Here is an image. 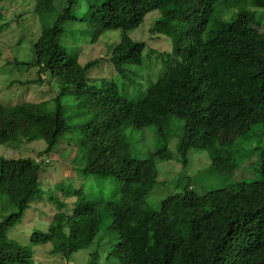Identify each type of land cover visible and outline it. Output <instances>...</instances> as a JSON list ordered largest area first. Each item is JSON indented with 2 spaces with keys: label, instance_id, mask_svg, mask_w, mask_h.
I'll use <instances>...</instances> for the list:
<instances>
[{
  "label": "trees",
  "instance_id": "16d2710c",
  "mask_svg": "<svg viewBox=\"0 0 264 264\" xmlns=\"http://www.w3.org/2000/svg\"><path fill=\"white\" fill-rule=\"evenodd\" d=\"M59 1L35 0V11L44 16ZM85 1L95 23L91 42L119 30L118 43L108 47L106 58L81 66L77 55L60 45L66 25L78 21L74 13L80 5V0H65L39 32L32 61L14 62L37 68L38 79L31 83L42 80L43 73L59 77L69 71L73 79L54 99L52 111L45 102L0 103V144L42 140L48 152L76 132L84 153L82 174L100 181L109 177L113 188L105 195L101 184L96 197L82 187L59 186L58 211L30 242H51L49 255L64 258L67 245L74 251L93 247L90 264H100L104 240H114L107 259L116 264H264V147L259 179L225 183L202 194L189 182L161 200L157 210L145 203L158 184L157 161L174 159L185 167L190 150L206 151L209 166L203 173L211 179L243 165L241 145L264 135V35L253 16L242 11L230 20L212 18L217 0ZM251 3L264 8V0ZM153 10L160 15L150 35L170 43L169 51L151 49L147 55L157 80L149 79L137 97L129 98L113 80L88 78L89 69L106 61L123 81L133 83L137 74L129 68L142 64L146 43L128 33ZM61 95L73 97L82 123H65L71 106L61 104ZM172 117L183 122L174 152L161 147L147 159L131 155L127 129L163 132ZM226 127L232 136L214 132ZM42 172L41 161L0 158V198L17 208L0 221V264H35L29 249L8 247L3 238L39 193ZM52 197L45 201L53 207Z\"/></svg>",
  "mask_w": 264,
  "mask_h": 264
},
{
  "label": "rangeland",
  "instance_id": "374dc122",
  "mask_svg": "<svg viewBox=\"0 0 264 264\" xmlns=\"http://www.w3.org/2000/svg\"><path fill=\"white\" fill-rule=\"evenodd\" d=\"M65 5V0H60L53 11L40 16L35 11V0H0V10L3 18L0 21V103L3 105H16L22 103L45 102L47 109L55 108L54 99L63 93L73 79L72 72H66L62 76L43 73L38 83H31L38 79L37 68L16 64V62H29L34 57L33 46L39 32L51 24L58 9ZM212 18L230 20L237 13L245 11L255 19V26L264 35V8L252 5L251 0H217L213 5ZM74 15L78 19L75 23L66 25V31L61 36L60 45L68 53L77 55L78 63L83 66L89 61L107 57L108 47L119 41L121 32L110 31L104 33L95 43L91 42V32L95 23L91 20V13L85 0H80ZM159 11L153 10L146 14L143 22L136 29L130 31L129 37L133 41H143L146 48L143 52V62L139 66H131L137 74L133 83L123 81L114 68L106 61L99 62L95 67L87 71L88 78H105L113 80L119 93L123 96L134 98L144 89V85L151 79L155 82L158 78L151 60L147 59L149 51L159 53L169 51V39L165 36L153 37L149 30L159 18ZM73 25V26H71ZM211 25V23H210ZM160 69V68H159ZM61 104L70 105L71 109L63 116L67 125L75 126L84 120L77 116L79 110L73 105L75 100L71 95H61ZM242 108L247 110L246 107ZM245 112V111H243ZM237 120V119H236ZM241 126L236 121V126ZM183 122L172 117L163 132L154 127L143 130L127 129L125 134L130 145L131 155L147 159L154 151L166 147L174 152L178 144ZM214 132L222 137L232 136V132L225 129H214ZM77 133L73 132L60 140L57 146L46 151V144L42 140L32 142H11L0 144V158L25 159L30 158L42 162L43 172L40 177V191L29 204L28 208L19 218L18 222L11 227L3 244L13 248H26L32 253L35 264H90V252L92 248L74 251L70 245L66 246L67 256L49 255L52 243L32 244L30 237L35 231H46L50 225L52 216L58 211L59 199L57 198L58 187L69 185L80 188L87 195L98 197V187H103L104 194H108L113 188L114 180L82 174L84 166V153L77 147ZM264 147V135L260 138L253 137L250 141L242 144L239 151L242 155L243 165L233 171L220 176L209 177L203 173L209 166L206 151L190 150L188 164L183 167L178 161H157L158 184L146 196L145 203L150 208L157 210L160 201L175 192H178L189 182L196 192L202 194L209 189H215L225 183L241 181H253L259 179V170L263 159L259 151ZM256 148H258L256 150ZM59 183H62L61 185ZM64 186V187H65ZM53 196V197H52ZM52 197V204L45 199ZM42 200V201H41ZM17 212V208L7 202L5 196L0 198V221L11 213ZM65 212V211H64ZM114 240L103 241L99 249L100 264H116L115 260L107 259L109 246Z\"/></svg>",
  "mask_w": 264,
  "mask_h": 264
}]
</instances>
